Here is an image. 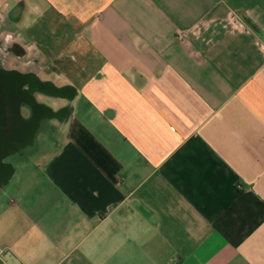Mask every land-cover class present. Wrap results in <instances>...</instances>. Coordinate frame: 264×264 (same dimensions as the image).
<instances>
[{
  "label": "crops",
  "instance_id": "obj_1",
  "mask_svg": "<svg viewBox=\"0 0 264 264\" xmlns=\"http://www.w3.org/2000/svg\"><path fill=\"white\" fill-rule=\"evenodd\" d=\"M0 40L58 106L0 264H264V0H0Z\"/></svg>",
  "mask_w": 264,
  "mask_h": 264
},
{
  "label": "flooded vegetation",
  "instance_id": "obj_2",
  "mask_svg": "<svg viewBox=\"0 0 264 264\" xmlns=\"http://www.w3.org/2000/svg\"><path fill=\"white\" fill-rule=\"evenodd\" d=\"M5 49L0 43V164L10 153L35 150V135L42 117L50 109L39 104L38 97L47 91H57L51 83L36 75L11 72L4 62ZM19 53L14 45L7 50ZM51 94V93H49Z\"/></svg>",
  "mask_w": 264,
  "mask_h": 264
},
{
  "label": "rangeland",
  "instance_id": "obj_3",
  "mask_svg": "<svg viewBox=\"0 0 264 264\" xmlns=\"http://www.w3.org/2000/svg\"><path fill=\"white\" fill-rule=\"evenodd\" d=\"M2 42V40H0V43ZM5 43L4 44V49L6 50L5 51V56H4V64L6 66H8L10 68V71L11 72H19L21 71L20 69L22 70H25L26 74L27 73H30V74H34L37 76V78L39 79V74H42V78H52L50 72H45V64L43 63V66H37L36 69L37 71H34V64H33V59L30 58V60H28L27 58V64H24V59L23 57H18L15 53V55L13 54L14 52L12 51H9L8 53V48H10L8 46L9 44V41H4ZM47 42V41H46ZM49 71V70H48ZM23 72V71H21ZM50 83V82H49ZM52 84V83H51ZM48 93H42V95L39 98V100H42L43 103L47 104L46 105H43L44 107L48 108V105L50 106H53L55 108H58L57 104L54 102L53 99H50V97H53L51 94L49 93H52L54 94L56 91H47ZM63 103H61V105L59 104V106H62ZM50 111V110H49ZM45 133V132H44ZM44 133H41V135L39 136V147H38V150H34L32 152H26L25 155H22L20 157H11L10 158V161L11 163L10 164H42L45 160H46V157L48 155V153L46 152L50 145L49 144H46L47 142V137L44 135ZM40 149V150H39ZM4 164H6L7 162H3ZM9 164V163H8Z\"/></svg>",
  "mask_w": 264,
  "mask_h": 264
}]
</instances>
